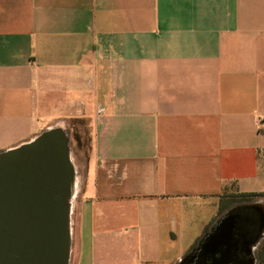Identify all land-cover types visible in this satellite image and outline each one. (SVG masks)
<instances>
[{
    "label": "crops",
    "instance_id": "1",
    "mask_svg": "<svg viewBox=\"0 0 264 264\" xmlns=\"http://www.w3.org/2000/svg\"><path fill=\"white\" fill-rule=\"evenodd\" d=\"M80 124L70 264H178L264 203V0H0V152Z\"/></svg>",
    "mask_w": 264,
    "mask_h": 264
},
{
    "label": "water",
    "instance_id": "2",
    "mask_svg": "<svg viewBox=\"0 0 264 264\" xmlns=\"http://www.w3.org/2000/svg\"><path fill=\"white\" fill-rule=\"evenodd\" d=\"M76 169L60 127L0 152V264H69ZM264 203L233 206L178 264H256Z\"/></svg>",
    "mask_w": 264,
    "mask_h": 264
},
{
    "label": "rangeland",
    "instance_id": "3",
    "mask_svg": "<svg viewBox=\"0 0 264 264\" xmlns=\"http://www.w3.org/2000/svg\"><path fill=\"white\" fill-rule=\"evenodd\" d=\"M72 138L73 140H70V146H71V157L75 161L76 165L78 166L80 170V174L84 173L85 168V160L87 158L88 153V147H89V134L87 131V127L85 124H80L79 126H74L72 130ZM80 149V150H79ZM76 190V187H75ZM236 197H238V194H234ZM76 200V201H75ZM78 201L79 198H73L72 199V208H71V214H70V223H71V254H70V263L72 261V249H74L76 245V229L73 230V219L75 221L77 220V214H78ZM256 202V201H255ZM74 228H76V224L74 225ZM69 263V264H70Z\"/></svg>",
    "mask_w": 264,
    "mask_h": 264
},
{
    "label": "trees",
    "instance_id": "4",
    "mask_svg": "<svg viewBox=\"0 0 264 264\" xmlns=\"http://www.w3.org/2000/svg\"><path fill=\"white\" fill-rule=\"evenodd\" d=\"M238 197L235 195L230 196L228 205L222 204L220 209V215L224 214L233 206L244 203H251L259 200L263 194L260 193H238ZM256 264H264V239L256 250Z\"/></svg>",
    "mask_w": 264,
    "mask_h": 264
},
{
    "label": "bare ground",
    "instance_id": "5",
    "mask_svg": "<svg viewBox=\"0 0 264 264\" xmlns=\"http://www.w3.org/2000/svg\"><path fill=\"white\" fill-rule=\"evenodd\" d=\"M75 185H74V188H73V195H72V198H71V203H72V199H73V197H74V192H75ZM75 262V261H74Z\"/></svg>",
    "mask_w": 264,
    "mask_h": 264
}]
</instances>
